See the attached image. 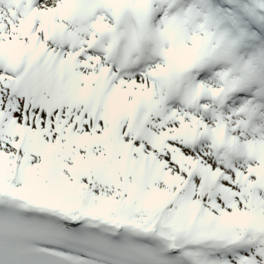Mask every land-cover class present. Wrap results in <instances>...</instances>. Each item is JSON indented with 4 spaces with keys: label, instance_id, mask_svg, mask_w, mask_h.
<instances>
[{
    "label": "snow or ice",
    "instance_id": "6c2138e0",
    "mask_svg": "<svg viewBox=\"0 0 264 264\" xmlns=\"http://www.w3.org/2000/svg\"><path fill=\"white\" fill-rule=\"evenodd\" d=\"M0 264H264V0H0Z\"/></svg>",
    "mask_w": 264,
    "mask_h": 264
}]
</instances>
